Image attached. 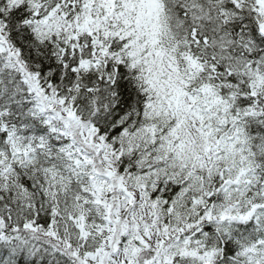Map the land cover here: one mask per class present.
Masks as SVG:
<instances>
[{
    "label": "snow or ice",
    "instance_id": "1",
    "mask_svg": "<svg viewBox=\"0 0 264 264\" xmlns=\"http://www.w3.org/2000/svg\"><path fill=\"white\" fill-rule=\"evenodd\" d=\"M0 264H264V0H0Z\"/></svg>",
    "mask_w": 264,
    "mask_h": 264
}]
</instances>
